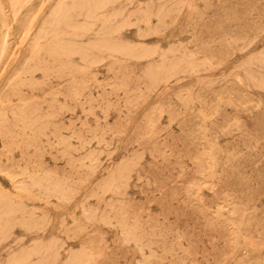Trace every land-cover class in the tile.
Masks as SVG:
<instances>
[{"label": "rangeland", "instance_id": "374dc122", "mask_svg": "<svg viewBox=\"0 0 264 264\" xmlns=\"http://www.w3.org/2000/svg\"><path fill=\"white\" fill-rule=\"evenodd\" d=\"M65 1L0 0V264H264V0Z\"/></svg>", "mask_w": 264, "mask_h": 264}, {"label": "bare ground", "instance_id": "6f19581e", "mask_svg": "<svg viewBox=\"0 0 264 264\" xmlns=\"http://www.w3.org/2000/svg\"><path fill=\"white\" fill-rule=\"evenodd\" d=\"M67 0L61 3L54 11L53 23H58L60 20L67 25H69V19L74 9L84 10L87 9V12L90 13L93 7L99 6L100 0ZM4 46V43L2 47ZM63 52V51H61ZM52 192H59V185H53Z\"/></svg>", "mask_w": 264, "mask_h": 264}]
</instances>
